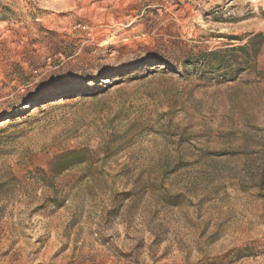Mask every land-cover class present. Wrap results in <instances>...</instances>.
<instances>
[{
	"label": "rangeland",
	"instance_id": "rangeland-1",
	"mask_svg": "<svg viewBox=\"0 0 264 264\" xmlns=\"http://www.w3.org/2000/svg\"><path fill=\"white\" fill-rule=\"evenodd\" d=\"M0 264H264V0H0Z\"/></svg>",
	"mask_w": 264,
	"mask_h": 264
},
{
	"label": "trees",
	"instance_id": "trees-1",
	"mask_svg": "<svg viewBox=\"0 0 264 264\" xmlns=\"http://www.w3.org/2000/svg\"><path fill=\"white\" fill-rule=\"evenodd\" d=\"M258 40H262V36L258 35L255 38H253L250 41V44H254L255 42H257ZM250 44H247L246 46H242L239 47L237 49H230L227 51V53H221V52H213L207 55H196V56H190V57H185L182 58L180 60V64L183 65L184 67V71L188 72L190 68H193V70H195L196 72L198 71H202L203 73L206 74H210L211 76L214 75L217 72L223 71V72H227L230 69H232V67L235 66H243L247 63L248 61V57L246 56V52L248 50V48H250ZM258 48L254 47L253 48V55H257L258 53ZM241 53V54H245V56H243V58H238L237 56H233V53ZM227 54V55H226ZM228 54H232V56H229ZM241 59V61L239 60ZM168 60H172V56H164L162 58H159L157 61L161 62V63H166V61ZM240 61V62H239ZM155 69V68H154ZM68 88V87H66ZM66 88L62 91L63 93L66 90ZM71 88V87H70ZM73 89V88H72ZM90 91V90H89ZM63 93L61 94V96H58V98H62L63 101H66L68 99H70L73 95H79L82 97H95L98 94L97 90H93L91 92H89V94H80L81 92H78L79 94H77L76 92H73V94H66L65 96H62ZM45 95H50L48 94H41L39 96H37L34 100L24 104V105H33L34 103H36L39 99H41L42 97H44ZM48 97V96H47ZM51 99L53 98H49L48 100L42 102L40 104L41 108L42 106H44L45 104H47L48 102L51 101ZM13 126H15L16 124H12ZM79 157V152L76 151H72V152H68L65 153L61 156H59L56 159V163H55V171L57 174H60L66 170H68L69 168H71L73 165L81 162V159L78 158Z\"/></svg>",
	"mask_w": 264,
	"mask_h": 264
},
{
	"label": "bare ground",
	"instance_id": "bare-ground-1",
	"mask_svg": "<svg viewBox=\"0 0 264 264\" xmlns=\"http://www.w3.org/2000/svg\"><path fill=\"white\" fill-rule=\"evenodd\" d=\"M71 91H73V90H71V89H68L67 91H65L64 92V94H68V93H70ZM46 99V97H43V98H41L33 107L34 108H39V106H40V103L42 102V101H44Z\"/></svg>",
	"mask_w": 264,
	"mask_h": 264
}]
</instances>
